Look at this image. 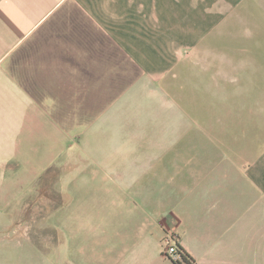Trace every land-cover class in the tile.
Returning a JSON list of instances; mask_svg holds the SVG:
<instances>
[{
  "label": "crops",
  "instance_id": "1",
  "mask_svg": "<svg viewBox=\"0 0 264 264\" xmlns=\"http://www.w3.org/2000/svg\"><path fill=\"white\" fill-rule=\"evenodd\" d=\"M213 2L214 89L239 78L242 132L181 108L206 71L158 40L160 1L0 0V186L53 171L64 264H176L167 230L192 264H264V0ZM227 31L244 68L222 66Z\"/></svg>",
  "mask_w": 264,
  "mask_h": 264
},
{
  "label": "rangeland",
  "instance_id": "2",
  "mask_svg": "<svg viewBox=\"0 0 264 264\" xmlns=\"http://www.w3.org/2000/svg\"><path fill=\"white\" fill-rule=\"evenodd\" d=\"M157 1H160L162 8L157 9L156 17L163 24L152 26V29H157L159 41L167 40L166 51L169 56H177L183 50L187 57L182 59V63H177L178 66L204 67L206 71L202 79L199 77L197 80L196 74L185 77L183 93L188 102L181 108L190 116H203L205 121L199 125L203 124L207 131L212 130L214 112L222 118L235 116L238 121L237 132L246 130L245 102L236 83L239 78L236 81L222 79V85H226V88L222 86L220 92L218 88L214 89L213 0ZM226 38H230L228 31ZM219 46L220 51L228 55L222 62L223 67L244 68L243 49L236 48L233 36L226 42L221 39ZM166 105L173 113L180 109L170 103ZM188 125L193 123L188 122ZM249 130L252 131L251 124ZM251 137L252 134L246 139L247 145L254 147L262 144L260 138ZM43 158L46 165L49 163L47 160L54 164L60 159L57 155L55 161L48 153L43 154ZM38 169L41 170V166ZM51 171H45L44 185L42 181L39 185L29 187L0 186V197H12L10 201L0 200V264H64L61 259L63 251L56 247L61 235L54 227L56 223L51 213L64 199L61 193L54 190L57 179H54Z\"/></svg>",
  "mask_w": 264,
  "mask_h": 264
},
{
  "label": "built area",
  "instance_id": "3",
  "mask_svg": "<svg viewBox=\"0 0 264 264\" xmlns=\"http://www.w3.org/2000/svg\"><path fill=\"white\" fill-rule=\"evenodd\" d=\"M180 236L174 230H167L162 240V255L166 259L178 263L181 261V253L179 250Z\"/></svg>",
  "mask_w": 264,
  "mask_h": 264
},
{
  "label": "trees",
  "instance_id": "4",
  "mask_svg": "<svg viewBox=\"0 0 264 264\" xmlns=\"http://www.w3.org/2000/svg\"><path fill=\"white\" fill-rule=\"evenodd\" d=\"M179 250L181 253V261H179L177 264H192L194 262L193 258L190 257V255L183 249V247L180 245Z\"/></svg>",
  "mask_w": 264,
  "mask_h": 264
}]
</instances>
